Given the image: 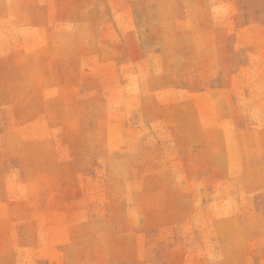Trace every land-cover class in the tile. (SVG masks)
Masks as SVG:
<instances>
[{"label": "rangeland", "instance_id": "374dc122", "mask_svg": "<svg viewBox=\"0 0 264 264\" xmlns=\"http://www.w3.org/2000/svg\"><path fill=\"white\" fill-rule=\"evenodd\" d=\"M0 264H264V0H0Z\"/></svg>", "mask_w": 264, "mask_h": 264}]
</instances>
